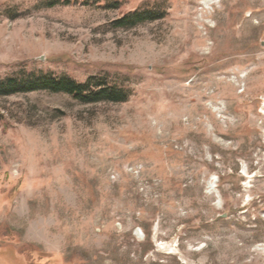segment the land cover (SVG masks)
Returning <instances> with one entry per match:
<instances>
[{"label":"rangeland","instance_id":"374dc122","mask_svg":"<svg viewBox=\"0 0 264 264\" xmlns=\"http://www.w3.org/2000/svg\"><path fill=\"white\" fill-rule=\"evenodd\" d=\"M60 2L0 0V80L130 97L0 98V264H264V0Z\"/></svg>","mask_w":264,"mask_h":264},{"label":"trees","instance_id":"16d2710c","mask_svg":"<svg viewBox=\"0 0 264 264\" xmlns=\"http://www.w3.org/2000/svg\"><path fill=\"white\" fill-rule=\"evenodd\" d=\"M49 1V7L61 3L60 0ZM113 7L117 8L115 5ZM164 15L162 10H136L116 20L114 26L118 29H132L147 22L163 19ZM36 92L68 95L82 105L121 104L127 102L130 97L127 89L111 83L106 78L93 77L86 82H78L53 73L22 72L17 77L0 80V98Z\"/></svg>","mask_w":264,"mask_h":264},{"label":"water","instance_id":"95a60500","mask_svg":"<svg viewBox=\"0 0 264 264\" xmlns=\"http://www.w3.org/2000/svg\"><path fill=\"white\" fill-rule=\"evenodd\" d=\"M136 235H137V236H143V232H142V230H141V229H137V231H136Z\"/></svg>","mask_w":264,"mask_h":264},{"label":"built area","instance_id":"2783aa9c","mask_svg":"<svg viewBox=\"0 0 264 264\" xmlns=\"http://www.w3.org/2000/svg\"><path fill=\"white\" fill-rule=\"evenodd\" d=\"M262 100L264 101V98H262ZM261 112H262V114H264V104H263Z\"/></svg>","mask_w":264,"mask_h":264}]
</instances>
